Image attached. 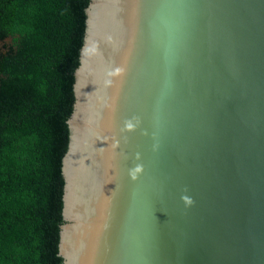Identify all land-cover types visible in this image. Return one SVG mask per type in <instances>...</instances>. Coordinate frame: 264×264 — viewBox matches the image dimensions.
Returning <instances> with one entry per match:
<instances>
[{"label": "water", "instance_id": "water-1", "mask_svg": "<svg viewBox=\"0 0 264 264\" xmlns=\"http://www.w3.org/2000/svg\"><path fill=\"white\" fill-rule=\"evenodd\" d=\"M97 1L62 264H264V0H104L91 66Z\"/></svg>", "mask_w": 264, "mask_h": 264}, {"label": "trees", "instance_id": "trees-1", "mask_svg": "<svg viewBox=\"0 0 264 264\" xmlns=\"http://www.w3.org/2000/svg\"><path fill=\"white\" fill-rule=\"evenodd\" d=\"M89 2L0 0V264H62V159Z\"/></svg>", "mask_w": 264, "mask_h": 264}, {"label": "bare ground", "instance_id": "bare-ground-1", "mask_svg": "<svg viewBox=\"0 0 264 264\" xmlns=\"http://www.w3.org/2000/svg\"><path fill=\"white\" fill-rule=\"evenodd\" d=\"M103 4H104V0H98L97 4L94 8L93 11V29H92V37H91V41H92V45H93V49H92V53H91V63L90 65L92 66L93 63V58H94V53H95V47H96V42H97V36H98V31H99V26H100V20H101V15H102V10H103Z\"/></svg>", "mask_w": 264, "mask_h": 264}]
</instances>
